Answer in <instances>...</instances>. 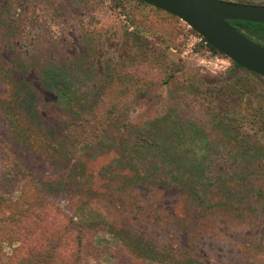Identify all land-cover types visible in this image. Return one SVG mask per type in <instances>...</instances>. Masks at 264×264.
Returning <instances> with one entry per match:
<instances>
[{"label": "rangeland", "instance_id": "374dc122", "mask_svg": "<svg viewBox=\"0 0 264 264\" xmlns=\"http://www.w3.org/2000/svg\"><path fill=\"white\" fill-rule=\"evenodd\" d=\"M60 81L84 114L108 112L101 136L71 116ZM225 99L253 116L223 114ZM0 143L28 171L17 189L47 199L65 256L79 231L88 264L116 250L137 264H264V77L151 4L0 0ZM0 228V264H38Z\"/></svg>", "mask_w": 264, "mask_h": 264}, {"label": "trees", "instance_id": "16d2710c", "mask_svg": "<svg viewBox=\"0 0 264 264\" xmlns=\"http://www.w3.org/2000/svg\"><path fill=\"white\" fill-rule=\"evenodd\" d=\"M229 23L237 25L236 27L239 31L247 28L248 31L251 32L252 36L250 37H254L256 42L264 45L263 23L240 20H229ZM203 41L205 42V39H203ZM205 44L212 52L220 53L206 42ZM232 63L238 66L235 62L232 61ZM52 79L56 82L54 77ZM19 83L20 81H17L15 84L13 83L14 85L12 84L15 91L18 90ZM57 87L63 95H67L69 108L72 112L71 116L76 120H80L79 125L87 129L85 132L89 140L97 135L101 136L104 132L103 129L107 127L109 122L108 112H103L101 107L95 106L90 113L84 114L73 102L67 83L65 81H60ZM223 101L226 102L222 107L224 111L223 114L230 113V115H228L230 118H234L236 121H243L247 120L249 116H253L248 107L241 106L236 99H233V101H226L225 99ZM27 174L28 171L22 162L17 160L15 156L0 143V223L6 221L11 222L19 233V239L24 242L29 241L33 245V250L31 253H28L26 257H34V260L37 261L38 264H88L87 259L84 261L82 260L81 254L83 252L90 253L91 251L87 248L88 245L82 241L83 235L79 231L70 238L72 244V250L69 251L70 253H67L65 256L60 253L62 251L56 250L61 240V231L58 227H49L51 225H49L46 218L48 215L45 212L48 204L47 199L42 196L36 186H34V190L30 194L17 189L21 178H25ZM190 186L192 187V191L188 192L187 195L191 198L193 196L197 198L201 197L198 188L194 187L193 184H190ZM15 191H18L17 197L14 196ZM29 228L32 229V233H35L36 237H32L28 232ZM38 238L40 240H38ZM51 238L54 239L52 241L56 242L54 248L42 245ZM35 248L42 249L38 252ZM120 251L124 250H116L109 262L110 264H137V261H134L131 256ZM98 254L101 255L100 253ZM97 262L96 264H104L101 263L99 259Z\"/></svg>", "mask_w": 264, "mask_h": 264}, {"label": "water", "instance_id": "95a60500", "mask_svg": "<svg viewBox=\"0 0 264 264\" xmlns=\"http://www.w3.org/2000/svg\"><path fill=\"white\" fill-rule=\"evenodd\" d=\"M170 13L239 67L264 77V45L229 20L264 24V4L230 0H140Z\"/></svg>", "mask_w": 264, "mask_h": 264}, {"label": "flooded vegetation", "instance_id": "af4514ba", "mask_svg": "<svg viewBox=\"0 0 264 264\" xmlns=\"http://www.w3.org/2000/svg\"><path fill=\"white\" fill-rule=\"evenodd\" d=\"M233 1V0H231ZM235 2H245V3H252V2H249V1H235ZM255 4V3H254ZM243 69V68H242ZM253 73V72H252Z\"/></svg>", "mask_w": 264, "mask_h": 264}, {"label": "built area", "instance_id": "2783aa9c", "mask_svg": "<svg viewBox=\"0 0 264 264\" xmlns=\"http://www.w3.org/2000/svg\"><path fill=\"white\" fill-rule=\"evenodd\" d=\"M216 59H218V58H216ZM225 60H227V59L223 58V59L220 60V62H223V61H225Z\"/></svg>", "mask_w": 264, "mask_h": 264}]
</instances>
